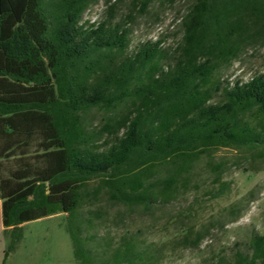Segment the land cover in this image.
<instances>
[{
    "label": "trees",
    "instance_id": "obj_1",
    "mask_svg": "<svg viewBox=\"0 0 264 264\" xmlns=\"http://www.w3.org/2000/svg\"><path fill=\"white\" fill-rule=\"evenodd\" d=\"M92 1L0 0V200L13 234L4 264L24 224L63 214L78 264H165L176 238L128 231L94 246L79 218L89 184L95 197L151 210L174 200L202 157L264 151V74L220 77L246 44L264 42V0H194L177 48L159 40L131 52L126 24L82 23ZM95 110L107 117L91 132ZM211 264H264V235Z\"/></svg>",
    "mask_w": 264,
    "mask_h": 264
},
{
    "label": "rangeland",
    "instance_id": "obj_2",
    "mask_svg": "<svg viewBox=\"0 0 264 264\" xmlns=\"http://www.w3.org/2000/svg\"><path fill=\"white\" fill-rule=\"evenodd\" d=\"M93 0L83 15L84 24L103 21L126 24L130 30L129 51L143 42L162 40V47L175 49L182 42L183 18L194 0ZM264 74V42L246 44L220 73L223 80L248 81ZM107 115L100 110L87 117L88 128L98 132ZM255 125L258 123L254 120ZM100 136L98 145L106 144ZM97 182L87 187L80 221L94 242L102 247L120 234L140 235L149 241L177 239L175 252L165 264H211L221 256L231 258L248 249L254 235H264V151L220 149L195 163L190 178L179 184V193L169 204L151 210L116 205L102 192L95 197ZM94 212L102 214L97 218ZM90 221V223H89ZM192 235L179 238L182 231ZM15 235V234H14ZM22 239L6 264H78L68 215H56L24 224ZM13 239L1 232L0 256L4 258Z\"/></svg>",
    "mask_w": 264,
    "mask_h": 264
},
{
    "label": "crops",
    "instance_id": "obj_3",
    "mask_svg": "<svg viewBox=\"0 0 264 264\" xmlns=\"http://www.w3.org/2000/svg\"><path fill=\"white\" fill-rule=\"evenodd\" d=\"M0 229H1V232L4 231L5 232V227H4V224H3V203L2 201L0 200ZM4 258L2 256H0V264H4Z\"/></svg>",
    "mask_w": 264,
    "mask_h": 264
}]
</instances>
